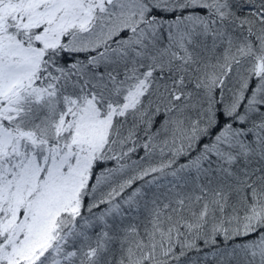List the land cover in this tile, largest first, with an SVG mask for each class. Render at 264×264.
<instances>
[{
    "label": "snow or ice",
    "instance_id": "1",
    "mask_svg": "<svg viewBox=\"0 0 264 264\" xmlns=\"http://www.w3.org/2000/svg\"><path fill=\"white\" fill-rule=\"evenodd\" d=\"M0 264H264V0H0Z\"/></svg>",
    "mask_w": 264,
    "mask_h": 264
}]
</instances>
